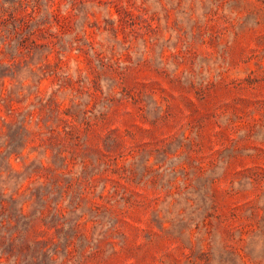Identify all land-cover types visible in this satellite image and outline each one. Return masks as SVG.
I'll return each instance as SVG.
<instances>
[{"label": "rangeland", "instance_id": "1", "mask_svg": "<svg viewBox=\"0 0 264 264\" xmlns=\"http://www.w3.org/2000/svg\"><path fill=\"white\" fill-rule=\"evenodd\" d=\"M0 264H264V0H0Z\"/></svg>", "mask_w": 264, "mask_h": 264}]
</instances>
